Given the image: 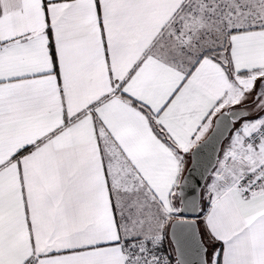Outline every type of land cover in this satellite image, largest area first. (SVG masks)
Returning <instances> with one entry per match:
<instances>
[{"label": "snow or ice", "instance_id": "snow-or-ice-1", "mask_svg": "<svg viewBox=\"0 0 264 264\" xmlns=\"http://www.w3.org/2000/svg\"><path fill=\"white\" fill-rule=\"evenodd\" d=\"M0 264H264V0H0Z\"/></svg>", "mask_w": 264, "mask_h": 264}]
</instances>
